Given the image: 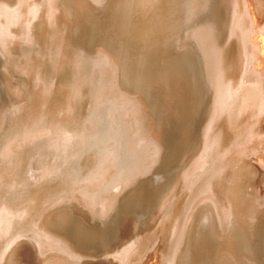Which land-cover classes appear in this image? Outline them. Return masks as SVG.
I'll use <instances>...</instances> for the list:
<instances>
[{
	"label": "rangeland",
	"instance_id": "obj_1",
	"mask_svg": "<svg viewBox=\"0 0 264 264\" xmlns=\"http://www.w3.org/2000/svg\"><path fill=\"white\" fill-rule=\"evenodd\" d=\"M81 1L0 0V264H186L200 207L219 222L222 264H264V0ZM178 11L174 38L200 58L202 86L175 63L125 69L101 43V26L129 19L142 28L124 52L164 41Z\"/></svg>",
	"mask_w": 264,
	"mask_h": 264
},
{
	"label": "bare ground",
	"instance_id": "obj_2",
	"mask_svg": "<svg viewBox=\"0 0 264 264\" xmlns=\"http://www.w3.org/2000/svg\"><path fill=\"white\" fill-rule=\"evenodd\" d=\"M66 1H68V0H66ZM76 0H74V2H75ZM89 1V0H88ZM87 1V2H88ZM168 1V0H167ZM173 1V0H172ZM171 1V2H172ZM178 1V0H177ZM65 2V1H64ZM70 2V1H69ZM77 2H79L80 3V1H77ZM87 2H83V3H87ZM107 2V1H106ZM125 2V1H124ZM152 2H154V1H152ZM198 2V1H197ZM204 2H205V0H204ZM238 2V1H237ZM68 3V2H67ZM82 3V1H81V4H83ZM216 3V2H215ZM218 3H219V1H218ZM241 3V2H240ZM66 4V3H65ZM69 4V3H68ZM70 4H73V2H70ZM114 4H116V1L114 2ZM119 4H121V3H119ZM168 2H167V6L166 7H168ZM170 4H173V3H170ZM175 4V3H174ZM201 4V3H200ZM209 4V3H208ZM74 5H75V3H74ZM73 5V6H74ZM78 5V4H77ZM76 5V6H77ZM89 5V4H88ZM140 5V4H139ZM152 6H153V4H151ZM177 5V4H176ZM188 5V4H187ZM204 5H207V4H204ZM204 5H202V6H204ZM246 5V4H245ZM68 6V5H67ZM72 6V5H71ZM96 6H98V5H96ZM96 6H95V8H96ZM105 6V5H104ZM117 6H118V4H117ZM146 6V5H145ZM211 5H209V7H210ZM216 6V5H215ZM241 6V5H240ZM253 6V5H252ZM85 7V6H84ZM87 7V6H86ZM89 7H91V6H89ZM100 7V6H99ZM141 7V6H140ZM197 7V6H196ZM213 7V6H212ZM217 7V6H216ZM238 7V6H237ZM75 8V7H74ZM79 8V7H78ZM91 8H93V7H91ZM94 8V11L97 9H95ZM101 8V7H100ZM211 8V7H210ZM245 8V7H244ZM67 9H68V7H67ZM76 9V8H75ZM105 9V12H106V7L104 8ZM112 9V8H111ZM135 9V8H134ZM141 9V8H140ZM170 9V8H169ZM206 9V8H205ZM207 9H208V7H207ZM213 9V8H212ZM237 9V8H236ZM239 9V8H238ZM90 10V9H89ZM93 10V9H92ZM91 10V11H92ZM99 11H101L100 9H98ZM110 10V9H109ZM172 10V9H171ZM198 10H200V9H198ZM208 10H210V9H208ZM216 10V9H215ZM219 10V9H218ZM217 10V11H218ZM80 11H82V10H80ZM142 11V10H141ZM207 11V10H206ZM213 11V10H212ZM245 11V10H244ZM67 12V11H66ZM97 12V11H96ZM110 12H111V10H110ZM202 12H203V10H202ZM205 12V11H204ZM209 12H211V10L209 11ZM216 12V11H215ZM249 12V11H248ZM98 14H100V12H97ZM118 13V12H117ZM152 13V9L150 10V8H147L146 9V11H145V14L146 15H149V14H151ZM197 13H199L198 11H197ZM214 13V12H213ZM119 14V13H118ZM137 14V13H136ZM170 14H171V12H170ZM205 14V13H204ZM100 15H102V14H100ZM114 15H116V13L114 14ZM134 15V14H133ZM145 15V16H146ZM212 15H214V18H212L211 20H213V19H215V21H219V25H221V23H222V16H221V13L220 12H217L216 14H212ZM108 16V15H107ZM116 16H118V15H116ZM143 16H144V13H143ZM231 16H233V15H231ZM97 17V16H96ZM139 17V16H138ZM142 17V16H141ZM207 17V16H206ZM234 17V16H233ZM100 18V17H99ZM99 18H98V20H99ZM112 18H113V16H112ZM116 18V17H115ZM202 18H204V17H202ZM104 19V18H103ZM129 19V18H128ZM144 19V18H143ZM161 19V18H160ZM170 19H171V21H172V26H171V28L169 29V32H168V37L166 38V40H159V39H157V38H151V37H147V38H144L143 39V41H144V43H143V45H141L140 47H139V45H138V48L136 49V50H129V51H125L124 52V50L122 49V48H124L125 47V45H124V41H126V40H130V37L133 35L132 33L133 32H137V30L138 29H141L142 28V25L140 24L141 22H139V21H133V20H127L128 22H125V23H123L124 25L123 26H121V25H119V26H115V27H112L111 25H108L107 27H102L101 26V28H100V31H101V38H102V41L103 42H101V43H106V44H113V46H115V47H117L118 49H120V52L121 53H124V58H125V62H123V63H125L124 65H125V69L126 68H128V67H130V66H132V65H136V64H138V65H158L159 66V64L161 65L162 63H175V66H177V65H180L183 69H186L187 71H189V73L194 77V79H195V81H196V86H202L204 83H203V73H202V69H201V65H200V61L198 60V59H200V58H196L195 57V55H194V51H191L190 49H185V48H189V46L188 47H186L185 46V48L184 47H182L181 45V47L178 45L179 43L178 42H176V38H174V36L176 37V35H175V32H176V30H177V27H178V22L179 21H181L182 22V20L181 19H186V17L183 15V13H181V11H178V12H176L175 14H173V15H171L170 16ZM235 19V18H234ZM141 20V19H140ZM202 20V19H201ZM204 20V19H203ZM233 20V19H232ZM101 21H102V19H101ZM109 21V20H108ZM114 21V20H113ZM117 21V20H116ZM119 22V21H118ZM90 23V22H89ZM114 23V22H113ZM205 23V22H204ZM217 23V22H216ZM100 24H102V23H100ZM116 24H117V22H116ZM86 25H88V24H86ZM181 25V24H180ZM205 25V24H204ZM81 26V25H80ZM83 27V26H82ZM81 27V28H82ZM210 27V26H209ZM84 28V27H83ZM213 28V27H212ZM74 29V28H73ZM229 29V28H228ZM88 30V29H87ZM216 30V29H215ZM230 30V29H229ZM71 31V30H70ZM90 31V30H89ZM217 31V30H216ZM226 31H227V29H226ZM75 32V31H74ZM83 32V31H82ZM81 32V33H82ZM194 32V31H193ZM76 33V32H75ZM91 33V32H90ZM153 33V32H152ZM215 33V32H214ZM213 33V34H214ZM78 34V33H77ZM83 34V33H82ZM78 35H80V34H78ZM159 35V34H158ZM184 35V34H183ZM72 36V35H71ZM165 36V35H164ZM242 36V35H241ZM91 38V37H90ZM131 38H133V37H131ZM202 38V37H201ZM89 39V38H88ZM91 40H92V38H91ZM94 40V39H93ZM73 41H75V40H73ZM178 41V40H177ZM188 41V40H187ZM193 41V40H192ZM77 42V41H76ZM80 42V41H79ZM194 42V41H193ZM203 42V41H202ZM78 43V42H77ZM184 43H185V41H184ZM186 43H188V42H186ZM196 43V42H195ZM94 44V43H93ZM102 44V45H103ZM129 44V43H128ZM128 44H127V46H128ZM194 44V43H193ZM98 45H99V43H98ZM182 45H183V43H182ZM191 45H192V43H191ZM197 45V44H196ZM89 46V45H88ZM106 46V45H105ZM109 46V45H108ZM108 46H106L107 47V49H108ZM124 46V47H123ZM125 47V48H128V47ZM195 46V45H194ZM193 46V47H194ZM94 47V46H93ZM92 47V48H93ZM102 47V46H101ZM103 47H104V45H103ZM102 47V48H103ZM180 47V48H179ZM197 47V46H196ZM76 48V47H75ZM95 48V47H94ZM100 48V47H99ZM114 48V47H113ZM116 48V49H117ZM181 48H184V50H182ZM79 49H81L83 52H86L87 50H86V48L84 47V44H82V45H80L79 46ZM96 49H98L97 48V46H96ZM101 49V48H100ZM104 49V48H103ZM110 49H111V47H110ZM117 49V50H118ZM93 50H95V49H93ZM114 50V49H113ZM127 50V49H126ZM182 50V51H181ZM193 50V49H192ZM197 49H195V51H196ZM98 51H99V49H98ZM105 51V50H104ZM110 51V50H109ZM78 52V51H77ZM111 52V51H110ZM113 52V51H112ZM111 52V53H112ZM115 52V51H114ZM198 52V51H197ZM196 52V53H197ZM100 53V52H99ZM107 53H108V51H107ZM119 53V52H118ZM200 53V52H199ZM113 54V53H112ZM111 54V55H112ZM100 55V54H99ZM104 55V54H103ZM107 55H110V54H107ZM115 55H117V53H115ZM119 55V54H118ZM199 55V54H198ZM201 55V54H200ZM95 56V55H94ZM97 56L98 55H96V58H97ZM101 56V55H100ZM197 56V55H196ZM88 57V56H87ZM99 57V56H98ZM110 57V56H109ZM113 57V56H112ZM112 57H110V58H112ZM119 57V56H118ZM251 57V56H250ZM121 58H122V56H121ZM123 58V59H124ZM203 58H205V57H203ZM115 60L116 61H118V58L116 59L115 58ZM112 61V60H111ZM114 62V63H117V62ZM202 61H204V60H201V62ZM252 61V60H251ZM113 62V61H112ZM205 62V61H204ZM123 63H119V64H121V66L123 65ZM203 63V62H202ZM204 64V63H203ZM113 65V64H112ZM118 65V64H117ZM167 65V64H166ZM157 66V67H158ZM162 66V65H161ZM204 66H205V64H204ZM123 67V66H122ZM121 67V68H122ZM163 67V66H162ZM168 67V66H167ZM170 67V66H169ZM171 67H173V66H171ZM132 68V67H131ZM205 68V67H204ZM117 70H118V68H116ZM129 69V68H128ZM139 69H140V67H139ZM146 69V68H145ZM149 69V68H148ZM170 69V68H169ZM130 70V69H129ZM133 70V69H132ZM143 70V69H142ZM149 70H151V69H149ZM157 70H159V69H157ZM161 70V69H160ZM7 71V70H6ZM135 71V70H134ZM140 71V70H139ZM138 71V72H139ZM162 71V70H161ZM160 71V72H161ZM122 73H123V71H122ZM131 73V72H130ZM141 73V72H140ZM140 73H138V74H140ZM137 74V75H138ZM165 74V73H164ZM163 74V75H164ZM128 75V74H127ZM145 75V74H144ZM161 75V74H160ZM167 75V74H166ZM177 75V74H176ZM248 75V74H247ZM3 76H5V75H3ZM9 76V75H8ZM139 76V75H138ZM138 76H136V77H138ZM206 76H207V74H206ZM125 77V76H124ZM131 77V76H130ZM145 77V76H144ZM144 77H142V79L144 78ZM147 77V76H146ZM160 78V77H159ZM163 78V77H162ZM207 78V77H206ZM7 79V78H6ZM10 79V78H9ZM119 79V78H118ZM140 78H138V80H139ZM177 79H178V77H177ZM208 79V78H207ZM4 80V79H3ZM8 80V79H7ZM124 80V79H123ZM135 80H136V78H135ZM152 80V79H151ZM155 81L157 80V79H154ZM165 80V79H164ZM175 80L176 79H174V82H175ZM180 80V79H179ZM126 81V80H125ZM133 81V80H132ZM147 81V80H146ZM150 81V80H149ZM154 81V82H155ZM161 81V80H160ZM169 81V80H168ZM128 82V81H127ZM136 82V81H135ZM138 82H141V80H139ZM137 82V83H138ZM152 82V81H151ZM157 82V81H156ZM159 82V81H158ZM163 82V81H162ZM170 82V81H169ZM205 82V81H204ZM262 82V81H261ZM5 84H7L6 83V81L4 82ZM3 83V84H4ZM11 83V82H10ZM125 83V82H124ZM164 83H165V81H164ZM163 83V84H164ZM167 83V82H166ZM184 83V82H183ZM2 84V85H3ZM135 84V83H134ZM147 84V83H146ZM154 84V83H153ZM172 84V83H171ZM179 84V83H178ZM261 84V83H260ZM15 85V84H14ZM119 85H121V84H119ZM126 85H128V84H126ZM147 85H149V84H147ZM161 85V84H160ZM177 85V84H176ZM184 85H186V84H184ZM210 85V84H209ZM7 86H8V84H7ZM124 86V85H123ZM129 86V85H128ZM133 86V85H132ZM135 86V85H134ZM138 86V85H137ZM142 86H144V84L142 85ZM154 86L156 87V84L155 85H151V87H153L154 88ZM163 87H164V85H162ZM166 86H168V84L166 85ZM179 85H177V87H178ZM261 86V85H260ZM3 87V86H2ZM1 87V88H2ZM13 87V86H12ZM136 87V86H135ZM139 87H140V85H139ZM172 87H173V85H172ZM175 87V86H174ZM181 87H183V86H180V88L179 89H181ZM185 87V86H184ZM262 87V86H261ZM144 88H145V86H144ZM162 88V87H161ZM14 89V88H13ZM20 89V88H19ZM142 89V88H141ZM147 89V88H146ZM163 89V88H162ZM167 89V88H166ZM176 89V88H175ZM174 88H173V90H175ZM263 89V88H262ZM7 90V89H6ZM18 90V89H17ZM128 90V89H127ZM135 90V89H134ZM137 90V89H136ZM153 90V89H152ZM155 90V89H154ZM173 90H172V92H173ZM264 90V89H263ZM182 91V90H181ZM8 92H9V90H8ZM11 92H13V91H11ZM9 93V94H13V93ZM134 92V91H133ZM148 92V91H147ZM150 92V91H149ZM152 92V91H151ZM161 92H162V90H161ZM166 92V91H165ZM167 92H168V90H167ZM166 92V93H167ZM20 93V92H19ZM130 93V92H129ZM141 93V92H140ZM139 93V94H140ZM154 93V92H153ZM164 93V92H163ZM2 94V93H1ZM17 94V93H16ZM132 94V93H131ZM143 94V93H142ZM151 94V93H150ZM174 94H176V93H174ZM19 95V94H18ZM136 95V94H135ZM144 95V94H143ZM155 95V94H154ZM157 95V94H156ZM173 95V94H172ZM177 95V94H176ZM175 95V96H176ZM182 95V94H181ZM3 96V95H2ZM20 96V95H19ZM151 96V95H150ZM150 96H149V98H150ZM162 96H164V98H165V95H162ZM169 96V95H168ZM174 95H173V97H175ZM179 96V95H178ZM133 97V96H132ZM143 97V96H142ZM153 97V96H152ZM172 96H171V98H173ZM189 97V96H188ZM141 98V97H140ZM154 98V97H153ZM156 98V97H155ZM176 98H177V96H176ZM175 98V100H177ZM160 99V98H159ZM174 99V98H173ZM183 99V98H182ZM164 100H166V99H164ZM171 100V99H170ZM185 100H187L186 98H185ZM1 101V100H0ZM145 101V100H144ZM152 102H153V100H151ZM167 101H169L168 100V98H167ZM188 101V100H187ZM3 102V101H2ZM146 102V101H145ZM158 102V101H157ZM161 102V101H160ZM159 102V103H160ZM173 102V101H172ZM171 102V103H172ZM154 104H156L155 102H153ZM158 103V104H159ZM170 102L168 103V104H171ZM176 103H179L178 101L176 102ZM182 103V102H181ZM184 103V102H183ZM186 103V102H185ZM189 103V102H188ZM187 103V104H188ZM1 104V103H0ZM148 104V103H147ZM156 105V107L158 106L159 107V105ZM162 104H166L165 102H163ZM168 104H167V106H168ZM186 104V105H187ZM151 105V107H152V104H150ZM174 105H176V104H174ZM180 105V104H179ZM182 106H183V104H182ZM157 107V108H158ZM166 107V106H165ZM165 107H163V109L165 108ZM172 107H174V108H179L178 106L176 107V106H171L170 105V108H172ZM147 108V107H146ZM153 108H155V106L153 107ZM169 108V107H168ZM168 108H167V110H168ZM184 108V107H183ZM149 109H150V107H149ZM163 109H161V110H163ZM152 110H155V109H152ZM159 110V111H158ZM156 112H160V109H158ZM187 110V109H186ZM166 111V110H165ZM170 111V110H169ZM190 111H191V109H190ZM167 112V111H166ZM171 112V111H170ZM152 113H154L153 111H152ZM161 113V112H160ZM162 113H164V111H162ZM169 113V112H168ZM175 113V110L173 111V114ZM177 113V112H176ZM179 113H181V112H178V114ZM186 113V112H185ZM190 113V112H189ZM170 114V113H169ZM182 114V113H181ZM155 116H156V114H154ZM158 115V114H157ZM165 115V114H164ZM172 115V114H171ZM150 116H152L151 114H150ZM154 116V117H155ZM159 116V115H158ZM158 116H157V119H159L158 118ZM162 116V115H161ZM165 116H167L168 117V115L166 114ZM175 116H176V114H175ZM174 116V117H175ZM180 116V115H179ZM151 119H154L153 117H150ZM168 118H170V116L168 117ZM168 118H167V121H168ZM177 118V117H176ZM175 118V119H176ZM185 118H187V117H185ZM194 118V117H193ZM156 119V120H157ZM163 119V118H162ZM166 119V118H165ZM165 119H163V120H165ZM178 119V118H177ZM182 119V118H181ZM173 120H174V118H173ZM196 120V119H195ZM253 120V119H252ZM181 121V120H180ZM182 121H184V120H182ZM152 122H154V121H152ZM158 122H159V120H158ZM160 122H162V121H160ZM164 122H166V121H164ZM179 122V121H178ZM192 123H193V121H191ZM155 123V122H154ZM169 123H170V120H169ZM169 123H168V125H169ZM173 124H174V121L172 122ZM171 123V124H172ZM181 123H183V122H181ZM195 123V122H194ZM153 124V123H152ZM158 124V123H157ZM156 124V125H157ZM161 124H164V123H160V125ZM170 124V125H171ZM173 124H172V127H173ZM180 124V123H179ZM197 124V123H196ZM154 125V124H153ZM155 125V126H156ZM177 125H178V123H177ZM181 125V124H180ZM180 125H179V127H180ZM184 126V125H183ZM182 125H181V128H178V131L180 130V129H182V127H183ZM186 126V125H185ZM157 127V126H156ZM171 127V126H170ZM178 127V126H177ZM176 127V128H177ZM187 127H188V125H187ZM193 127V126H192ZM151 128H152V125H151ZM162 128H163V126H162ZM161 128V129H162ZM165 128V127H164ZM163 128V129H164ZM175 128V129H176ZM158 129H160V128H158ZM184 129V128H183ZM182 129V130H183ZM188 129V128H187ZM195 129V128H194ZM193 129V130H194ZM156 130V129H155ZM154 131V130H153ZM158 131V130H157ZM160 131V130H159ZM176 131V130H175ZM181 131V130H180ZM188 131V130H187ZM191 131V130H190ZM161 132V131H160ZM160 132H158L159 134H160ZM165 132V131H164ZM185 132V131H184ZM189 132V131H188ZM187 132V133H188ZM156 133V132H155ZM162 133V132H161ZM176 133H177V131H176ZM183 133V132H182ZM187 133H185V134H187ZM159 134H158V137H159ZM178 134V133H177ZM179 134H181V133H179ZM189 134V133H188ZM171 135H172V132H171ZM174 135V134H173ZM157 136V135H156ZM176 136V135H175ZM175 136H173L174 138H175ZM178 136V135H177ZM163 137H165V136H163ZM167 137V136H166ZM180 137H182V134H181V136ZM157 138V137H156ZM160 138V137H159ZM183 138V137H182ZM169 139V138H168ZM177 139V138H176ZM175 139V140H176ZM160 140H162V139H160ZM183 140V139H182ZM177 141V140H176ZM186 141V140H185ZM175 142V141H174ZM161 143V142H160ZM179 143V142H178ZM197 146V145H196ZM162 148V147H161ZM164 148V147H163ZM162 148V149H163ZM173 149V148H172ZM159 153V152H158ZM161 157H162V155H161ZM157 158V157H156ZM184 160V159H183ZM181 162H183V161H181ZM158 163V162H157ZM181 164V163H180ZM153 165V164H152ZM154 168V167H153ZM159 169V168H158ZM152 171H153V169H152ZM151 173V172H150ZM146 175V174H145ZM140 176V175H139ZM142 176V175H141ZM144 176V175H143ZM148 176V175H147ZM155 177V176H154ZM136 178V177H135ZM142 178H144V177H142ZM139 179V178H138ZM139 181V180H138ZM141 182V181H140ZM239 182V181H238ZM235 183H237V182H235ZM137 184V183H136ZM240 184V183H239ZM174 187V186H173ZM241 187V186H240ZM243 187V186H242ZM138 188H140V187H138ZM215 188V187H214ZM131 189V188H130ZM243 190V189H242ZM241 190V191H242ZM130 191V190H129ZM128 191V192H129ZM138 192V191H137ZM170 193V192H169ZM148 195H149V192H148V190H143V193L142 194H140L139 195V199H140V201L142 202V203H144L146 200H148ZM133 196V195H132ZM233 199H235L234 198V195H233V198H232V200ZM132 201V200H131ZM118 202V201H117ZM73 203V202H72ZM242 203V202H241ZM205 204H207V203H205ZM205 204H203V205H205ZM244 204V203H243ZM73 205H75V204H73ZM233 205H234V203H233ZM237 205V204H236ZM76 206V205H75ZM210 206H212V205H210ZM242 205H240V207H241ZM54 207V206H53ZM63 207H65L64 205H63ZM68 207V206H67ZM71 207V206H70ZM115 207V206H114ZM59 208V207H58ZM61 208L62 207H60V210H61ZM71 208H73V206L71 207ZM199 208V207H198ZM237 208H239V206L237 205V207L235 208V211H236V209ZM246 208V207H245ZM244 208V209H245ZM65 209H66V207H65ZM64 209V210H65ZM242 209V208H241ZM240 209V210H241ZM55 210H57V209H55ZM59 210V209H58ZM70 210V209H69ZM113 210V209H112ZM111 210V211H112ZM115 210V209H114ZM62 211V210H61ZM66 211H68L67 209H66ZM73 210H71V212H72ZM111 211L109 212V213H111ZM196 211V210H195ZM235 211H233V212H235ZM237 211H239V210H237ZM243 211V210H242ZM263 211V210H262ZM59 212V211H58ZM63 212H65V211H63ZM63 212H61L62 214H63ZM71 212L69 213V212H67L68 214H71ZM197 212V211H196ZM240 212V211H239ZM73 213V212H72ZM215 213V212H214ZM55 214H56V216H57V213L55 212ZM55 214H54V218H55ZM64 214H66V212L64 213ZM106 214V213H105ZM112 214V213H111ZM222 214V213H221ZM236 214V213H235ZM242 214V213H241ZM241 214H240V216H241ZM59 215H61V214H59ZM108 215V214H107ZM193 215H195V219H194V222H191V223H193V226H191L192 228H190L189 227V229H191V232L189 233L190 234V237H188L189 238V241H188V239H186L188 242H189V251H188V253H187V255H186V264H222V259H224V258H222V252H223V249H222V243H219L218 242V240L217 239H219V237L218 236H220V234H217V236H216V231H215V225L217 226V223H219V222H216L215 223V221H214V218H213V215H212V213H211V211H209V208H207V207H203L202 209H201V207H200V210L198 211V213L197 214H194L193 213ZM192 215V216H193ZM245 215V214H244ZM248 215V214H247ZM247 215H245V218H243V219H247L246 218V216ZM258 215V214H257ZM50 216V215H49ZM53 216V215H52ZM64 216V215H63ZM62 216V217H63ZM69 216L70 215H68V218H69ZM72 216V215H71ZM237 216H239V215H237ZM243 216V215H242ZM259 216H262V214L261 215H259ZM62 217L61 218H58V216H57V218L58 219H62ZM67 216H65V218H66ZM105 217H107V216H105ZM264 217V216H263ZM53 218V217H52ZM53 218V219H54ZM64 218V219H65ZM67 218V219H68ZM93 218V217H92ZM103 218V217H102ZM109 218V217H108ZM230 218V217H229ZM242 218V217H241ZM241 218H238V219H241ZM262 218V217H261ZM48 219V220H47ZM53 219H51V217L50 218H46V221H49V220H53ZM57 219V220H58ZM64 219H62L63 221H64ZM94 220H95V218H93ZM238 219H236V221H238ZM264 219V218H263ZM55 220V219H54ZM61 220V221H62ZM69 220V219H68ZM105 220V219H104ZM242 220V219H241ZM250 220V219H249ZM259 220V219H258ZM261 220V219H260ZM93 221V220H92ZM98 221V220H97ZM106 221H107V219H106ZM192 221V220H191ZM216 221H218V219L216 220ZM243 221V220H242ZM241 221V222H242ZM52 222V221H51ZM50 222V223H51ZM58 222V221H57ZM99 222V221H98ZM101 222V221H100ZM103 222V221H102ZM248 222V221H247ZM246 221H245V223H247ZM260 222V221H259ZM45 223V222H44ZM191 223H190V225H191ZM237 223H239L240 224V221H238ZM244 223V222H243ZM56 224V223H55ZM64 224V223H63ZM47 224H45V226H46ZM53 225V224H52ZM62 225V224H61ZM61 225H59V227L61 226ZM235 225V224H234ZM237 225V224H236ZM44 226V225H43ZM54 226V225H53ZM64 226V225H63ZM247 230H248V232H249V229H248V226L246 227L245 225H243ZM256 226H257V223H256ZM46 227H48V226H46ZM232 227H233V225H232ZM240 227H242V226H240ZM239 227V229H241ZM234 228V227H233ZM243 228V227H242ZM264 228V227H263ZM47 229V228H46ZM229 229H231V228H229ZM236 229V228H235ZM238 229V228H237ZM256 229V228H255ZM50 230V229H49ZM256 230H258V229H256ZM227 231V230H226ZM236 231V230H235ZM239 231H241V233H242V231L243 230H239ZM251 231V230H250ZM52 232H54V230L52 231ZM244 232V231H243ZM247 232V233H248ZM70 233V232H69ZM221 233V232H220ZM233 233V232H232ZM239 233V232H238ZM249 233H251V235L253 234L252 232H249ZM257 233H258V231H257ZM79 234V233H78ZM188 234V233H187ZM235 234V233H234ZM239 235V234H238ZM242 237H240L239 239L237 238V240H239L238 242H239V245H238V247L241 245V246H244L245 248H248L247 247V240H249V239H246V241L244 240V238H243V235H244V233H243V235L242 234H240ZM248 235H250V234H248ZM251 235H250V237H251ZM254 235V234H253ZM227 236H228V234H227ZM235 236V235H234ZM237 236V235H236ZM247 236V235H246ZM254 236H256V235H254ZM225 238H226V236H224ZM238 237V236H237ZM244 237H245V235H244ZM224 238V239H225ZM232 238V237H231ZM234 238H236V237H234ZM247 238V237H246ZM253 238V237H252ZM65 239V238H64ZM230 239V238H229ZM255 239V238H254ZM254 239H253V241H254ZM66 240V239H65ZM185 240V241H186ZM231 240V239H230ZM251 240V239H250ZM256 240H258V239H255V241ZM184 241V242H185ZM226 241H227V239H226ZM235 241H236V239H235ZM235 241H233V242H235ZM254 241V242H255ZM68 242H69V240H68ZM170 242V241H169ZM228 242V241H227ZM232 242V245H234V243ZM256 242H258V241H256ZM235 243H237V241L235 242ZM249 243H250V241H249ZM188 244V243H187ZM228 244V243H227ZM229 245V244H228ZM228 245H226V247L228 246ZM237 245V244H236ZM235 245V246H236ZM75 245H73V247H74ZM225 246V245H224ZM223 246V247H224ZM230 246V245H229ZM240 246V247H241ZM249 246H251V245H249ZM258 245H256V246H254V248L255 247H257ZM261 246V245H260ZM231 247V246H230ZM16 248V247H15ZM231 248H234V247H231ZM231 248H229L228 250L230 251V249ZM80 249V248H79ZM129 249V248H128ZM235 249V248H234ZM238 249V248H237ZM236 249V250H237ZM259 249H260V247H259ZM16 250V249H15ZM226 250V249H225ZM224 250V251H225ZM236 250L235 251H233V249H231V251L233 252L232 254H230V255H236V254H234V252H236ZM248 250V249H247ZM227 251V250H226ZM225 251V252H226ZM237 251H239V250H237ZM244 251V250H243ZM242 251V252H243ZM13 252H14V250H13ZM239 252H241V251H239ZM241 252V253H242ZM245 252V251H244ZM251 252H253V251H251ZM257 252V251H256ZM259 252V251H258ZM250 253V252H249ZM254 253V252H253ZM86 254V253H85ZM225 254V253H224ZM227 254V253H226ZM226 254H225V257H227L226 256ZM247 254V252L244 254V255H246ZM251 254V253H250ZM256 254V253H255ZM261 254V253H260ZM185 255V254H184ZM254 255V254H253ZM12 256V255H11ZM93 256V255H92ZM95 256V255H94ZM182 256H183V254H182ZM182 256H181V260H183L182 259ZM224 256V255H223ZM239 256V255H238ZM240 256H241V254H240ZM263 256V255H262ZM249 257V256H248ZM253 257H255V256H253ZM252 257V258H253ZM261 257V256H260ZM259 257V258H260ZM180 258V257H179ZM183 258H185V257H183ZM241 258H243V257H241ZM227 259V258H226ZM246 259V258H245ZM250 259V258H249ZM255 259H256V257H255ZM254 259V260H255ZM261 259V258H260ZM262 259H264V258H262ZM10 260L11 259H9V262L7 263V264H10ZM93 260V259H92ZM237 260V259H236ZM239 260H241L240 258H239ZM248 260V259H247ZM246 261V260H245ZM244 261V262H245ZM260 261V260H259ZM263 261V260H262ZM228 262H230V260H229V258H228V261H227V263ZM232 262V261H231ZM248 262V261H247ZM256 262H258V261H256ZM177 263V262H176ZM224 263H225V259H224ZM235 263V262H234ZM246 263V262H245ZM232 264V263H231ZM236 264V263H235ZM242 264H244V263H242ZM247 264V263H246ZM249 264V263H248ZM253 264V263H252ZM257 264V263H256Z\"/></svg>",
	"mask_w": 264,
	"mask_h": 264
}]
</instances>
